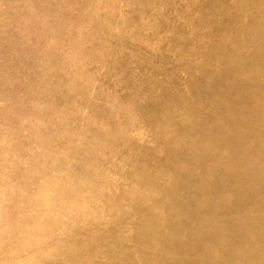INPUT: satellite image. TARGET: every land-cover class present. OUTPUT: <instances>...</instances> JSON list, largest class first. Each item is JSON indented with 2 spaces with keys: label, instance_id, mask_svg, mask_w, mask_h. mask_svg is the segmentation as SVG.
<instances>
[{
  "label": "rangeland",
  "instance_id": "374dc122",
  "mask_svg": "<svg viewBox=\"0 0 264 264\" xmlns=\"http://www.w3.org/2000/svg\"><path fill=\"white\" fill-rule=\"evenodd\" d=\"M0 264H264V0H0Z\"/></svg>",
  "mask_w": 264,
  "mask_h": 264
}]
</instances>
